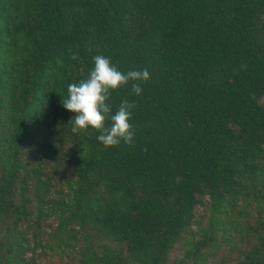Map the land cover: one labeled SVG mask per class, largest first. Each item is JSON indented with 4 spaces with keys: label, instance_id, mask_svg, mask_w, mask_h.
Returning a JSON list of instances; mask_svg holds the SVG:
<instances>
[{
    "label": "trees",
    "instance_id": "1",
    "mask_svg": "<svg viewBox=\"0 0 264 264\" xmlns=\"http://www.w3.org/2000/svg\"><path fill=\"white\" fill-rule=\"evenodd\" d=\"M95 55L150 73L107 101L135 103L131 147L71 131ZM38 144L70 167L56 199ZM48 217L68 264H264V0H0V264H36Z\"/></svg>",
    "mask_w": 264,
    "mask_h": 264
},
{
    "label": "clouds",
    "instance_id": "2",
    "mask_svg": "<svg viewBox=\"0 0 264 264\" xmlns=\"http://www.w3.org/2000/svg\"><path fill=\"white\" fill-rule=\"evenodd\" d=\"M91 51V49H89ZM72 60L78 56L73 54ZM94 68L86 79L67 86V97L62 98V106L75 113L71 119V131L74 134L99 133L97 139L105 148L116 147L123 142L129 147L134 144L135 130L130 123L135 103L123 100L115 114L107 103L113 92L131 84L132 92L139 96L141 84L150 79L147 69L120 71L112 61L104 55L93 56ZM110 121V126L106 122Z\"/></svg>",
    "mask_w": 264,
    "mask_h": 264
},
{
    "label": "rangeland",
    "instance_id": "3",
    "mask_svg": "<svg viewBox=\"0 0 264 264\" xmlns=\"http://www.w3.org/2000/svg\"><path fill=\"white\" fill-rule=\"evenodd\" d=\"M75 113H71L70 117L73 118ZM54 114L48 118V132L52 133V138L48 142L52 145H59L54 140L56 139L59 132V121L54 118ZM34 141L38 143L39 138H35ZM76 148L75 143L64 142L62 151L68 153L69 155H73ZM47 150L41 147V144H38L36 147L30 149L23 150V159L27 162L29 168H37L42 167L43 170L49 174L51 178V183L54 185L52 192L48 195V198H58L59 194L56 191L58 187L62 185V178L64 175H68L70 173V167L65 162H61L59 160H50L47 159L44 155H46ZM49 207V206H48ZM196 213L198 215L202 214V209L197 208ZM41 234L42 245L44 248H37L36 255L33 256L36 264H68L72 255L75 254V251H70L66 249L62 243L55 239V237L51 234L52 228L56 227L57 222L54 217H48L42 219ZM75 229H78L75 227ZM192 230H195L196 227L192 226ZM71 243L76 246L77 242L71 241ZM182 253L181 248L174 249L169 258L171 260L179 258ZM31 255L28 254L29 258Z\"/></svg>",
    "mask_w": 264,
    "mask_h": 264
}]
</instances>
